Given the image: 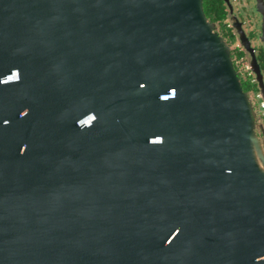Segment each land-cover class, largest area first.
I'll use <instances>...</instances> for the list:
<instances>
[{
  "label": "water",
  "instance_id": "obj_1",
  "mask_svg": "<svg viewBox=\"0 0 264 264\" xmlns=\"http://www.w3.org/2000/svg\"><path fill=\"white\" fill-rule=\"evenodd\" d=\"M0 264H264V142L203 0H0Z\"/></svg>",
  "mask_w": 264,
  "mask_h": 264
},
{
  "label": "flooded vegetation",
  "instance_id": "obj_2",
  "mask_svg": "<svg viewBox=\"0 0 264 264\" xmlns=\"http://www.w3.org/2000/svg\"><path fill=\"white\" fill-rule=\"evenodd\" d=\"M203 8L229 50L255 112V132L264 142V0H203Z\"/></svg>",
  "mask_w": 264,
  "mask_h": 264
},
{
  "label": "rangeland",
  "instance_id": "obj_3",
  "mask_svg": "<svg viewBox=\"0 0 264 264\" xmlns=\"http://www.w3.org/2000/svg\"><path fill=\"white\" fill-rule=\"evenodd\" d=\"M256 103H257V105H256V107H257V110L259 111V109H258V101H256ZM259 112H261V111H259ZM261 114V113H260Z\"/></svg>",
  "mask_w": 264,
  "mask_h": 264
},
{
  "label": "built area",
  "instance_id": "obj_4",
  "mask_svg": "<svg viewBox=\"0 0 264 264\" xmlns=\"http://www.w3.org/2000/svg\"><path fill=\"white\" fill-rule=\"evenodd\" d=\"M262 107H264V106H262Z\"/></svg>",
  "mask_w": 264,
  "mask_h": 264
}]
</instances>
